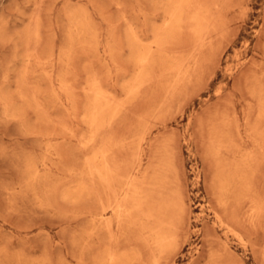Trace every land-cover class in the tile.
<instances>
[{
  "label": "rangeland",
  "instance_id": "rangeland-1",
  "mask_svg": "<svg viewBox=\"0 0 264 264\" xmlns=\"http://www.w3.org/2000/svg\"><path fill=\"white\" fill-rule=\"evenodd\" d=\"M110 262L264 264V0H0V264Z\"/></svg>",
  "mask_w": 264,
  "mask_h": 264
},
{
  "label": "bare ground",
  "instance_id": "bare-ground-1",
  "mask_svg": "<svg viewBox=\"0 0 264 264\" xmlns=\"http://www.w3.org/2000/svg\"><path fill=\"white\" fill-rule=\"evenodd\" d=\"M185 1H187V0H185ZM182 3H183V1H182ZM171 9H172V8H171ZM164 23H165V22H164ZM131 30H132V29H131ZM129 32H130V30H129ZM129 34H130V33H129ZM131 38H132V37H131ZM154 41H155V40H154ZM138 54H139V53H138ZM176 56H177V55H176ZM143 57H144V56H143ZM141 59H142V58H140V60H141ZM141 61H142V60H141ZM139 62H140V61H139ZM144 62H145V61H144ZM144 62L142 61V63H144ZM140 64H141V63H140ZM182 64H183V63H182ZM143 65H144V64H143ZM151 72H152V71H151ZM133 80H134V79H133ZM130 87H131V86H130ZM134 87H135V86H134ZM98 90H99V89H98ZM98 90H97V91H98ZM94 94H95V93H94ZM97 94H98V93H97ZM100 94H101V96H102V93H100ZM100 94H98V95H100ZM98 95H97V96H98ZM165 95H166V94H165ZM167 95H168V93H167ZM94 96H95V95H94ZM103 98H105V97H103ZM103 98H102V100H103ZM95 99H96V98H95ZM110 100H111V98H110ZM104 101H105V100H104ZM108 101H109V100H108ZM112 101H113V100H112ZM163 102H164V101H163ZM163 102H162V103H163ZM109 103H112V102L109 101ZM130 103H131V102H130ZM113 104H114V102H113ZM108 105H109V104H108ZM103 106H104V105H103ZM116 106H117V105H116ZM97 107H98V106H97ZM113 107H114V105H113ZM124 107H125V106H124ZM94 108H95V107H94ZM94 108H93V109H94ZM101 108H102V107H101ZM114 109H115V108H114ZM114 109H113V110H114ZM123 109H124V108H123ZM95 110H96V108H95ZM93 111H94V110H93ZM93 113H94V112H93ZM95 113H96V111H95ZM95 113H94V114H95ZM111 114H112V113H111ZM154 114H155V113H154ZM95 115H96V114H95ZM104 115H105V114H104ZM94 117H95V116H94ZM94 117H93V118H94ZM106 120H107V119H106ZM110 120H111V119H110ZM50 121H51V120H50ZM228 121H229V119H228ZM108 122H109V121H108ZM229 122H230V121H229ZM109 123H110V122H109ZM237 129H238V128H237ZM144 133H145V132H144ZM231 144H232V143H231ZM214 145H218V144H214ZM228 145H229V144H228ZM218 146H219V145H218ZM220 146H221V145H220ZM220 146H219V147H220ZM94 147H95V146H94ZM211 147H212V145H211ZM213 147H214V146H213ZM213 147H212V148H213ZM221 148H222V147H220V148H218V149L221 150ZM224 148H227V146H225ZM229 148H230V147H229ZM213 149H215V147H214ZM220 150H219V151H220ZM230 150H233V149H230ZM103 151H104V150H103ZM99 153H100V152H99ZM218 153H219V152H218ZM100 154H101V153H100ZM103 154H104V153H103ZM101 156H102V155H101ZM231 156H232V154H231ZM243 156H245V155H243ZM239 159H240V158H239ZM244 159H245V158H244ZM244 159H243V160H244ZM241 160H242V158H241ZM245 160H246V159H245ZM247 160H248V159H247ZM240 162H241V161H240ZM244 162H245V161H244ZM236 163H237V162H236ZM242 163H243V162H242ZM242 163H241V164H242ZM237 164H238V163H237ZM244 164H245V166H246V163H244ZM244 164H243V165H244ZM245 166H244V167H245ZM247 166H248V165H247ZM241 167H242V165H241ZM106 168H107V167H106ZM237 168H238V167H237ZM245 168H246V167H245ZM248 168H249V167H248ZM86 170H87V169H86ZM91 170H92V169H91ZM249 170H250V169H249ZM95 171H96L97 175L100 177V179H102L103 176H104V174H103V172H104L103 167L98 166V167L95 168ZM228 171H229V170H228ZM94 173H95V172H94ZM109 175H110V174H109ZM109 175H108V176H109ZM109 177H110V176H109ZM110 178H111V177H110ZM118 179H119V178H118ZM121 180H122V179H121ZM87 181H88V180H87ZM129 182L131 183V181H129ZM103 184H104V183H103ZM135 184H136V183H135ZM100 185H102V184H100ZM92 187H93V186H92ZM105 187H106V185H105ZM105 187H104V189H105ZM125 187H126V185H125ZM128 187H129V186H128ZM101 189H102V188H101ZM104 189H103V191H104ZM92 191H93V190H92ZM91 193H93V192H91ZM109 193H110V192H109ZM110 194H111V193H110ZM112 195H113V194H112ZM93 196H94V195H93ZM106 196H107V195H106ZM125 196H126V195H125ZM104 197H105V196H104ZM112 197H113V196H112ZM122 197H123V195H122ZM113 198L115 199V197H113ZM122 200H123V199H122ZM114 201H115V200H114ZM116 202H118V201H116ZM119 202H121V204H123L122 201H119ZM108 204H109V203H108ZM108 204H107V206H108ZM116 204H117V203H116ZM123 205H124V204H123ZM101 206H102V205H101ZM101 206H100V207H101ZM118 206H119V205H118ZM120 207H121V205H120ZM102 208H103V207H102ZM117 208H118V207H117ZM107 209H108V208H107ZM103 210H104V209H103ZM105 210H106V209H105ZM122 211H123V210H122ZM104 212H105V211H104ZM123 212H124V211H123ZM118 214H119V212H118ZM123 214H124V213H123ZM125 215H126V213H125ZM126 217H127V216H126ZM127 218H128V217H127ZM106 219H107V218H106ZM108 219H109V217H108ZM108 219H107V221H108ZM118 219H120V218H118ZM123 219H124V218H123ZM125 219H126V218H125ZM127 220H128V219H127ZM99 222H100V221H99ZM108 222H109V221H108ZM116 222H117V221H116ZM129 222H130V221H129ZM105 223H106V222H105ZM105 223H104V224H105ZM120 223H121V222H120ZM131 224H132V223H131ZM92 225H93V223H92ZM97 225H99V224H97ZM106 225H107V224H106ZM108 225L110 226V224H108ZM116 225H117V224H116ZM115 227H116V226H115ZM92 229H93V227H92ZM106 229L108 230V227H107ZM106 229H105V230H106ZM109 229H110V227H109ZM114 229H116V228H114ZM228 229H229V228H228ZM107 230H106V231H107ZM94 231H95V230H94ZM107 232H108V231H107ZM107 232H106V233H107ZM109 233L111 234V231H110ZM139 234H140V233H139ZM107 235H108V234H107ZM109 236H110V235H109ZM109 236H108V237H109ZM111 237H112V236H111ZM110 239H111V238H110ZM110 241H111V240H110ZM147 246H148V245H147ZM109 249H110V248H109ZM109 249H108L107 253L109 252ZM111 251H113V250H111ZM110 253L112 254V255H111V259H112V257H113L114 260H115V257L113 256L114 252H113V253L110 252ZM151 253H152V252H151ZM109 255H110V254H108V257H109ZM110 263H111V262H110ZM111 264H113V263H111Z\"/></svg>",
  "mask_w": 264,
  "mask_h": 264
}]
</instances>
